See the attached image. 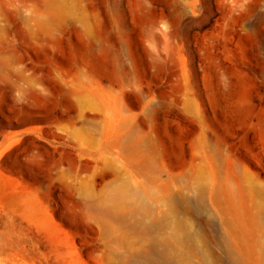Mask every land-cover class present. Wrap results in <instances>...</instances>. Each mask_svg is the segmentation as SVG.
Listing matches in <instances>:
<instances>
[{
  "label": "rangeland",
  "instance_id": "obj_1",
  "mask_svg": "<svg viewBox=\"0 0 264 264\" xmlns=\"http://www.w3.org/2000/svg\"><path fill=\"white\" fill-rule=\"evenodd\" d=\"M262 194L264 0H0V264L256 259Z\"/></svg>",
  "mask_w": 264,
  "mask_h": 264
},
{
  "label": "bare ground",
  "instance_id": "obj_2",
  "mask_svg": "<svg viewBox=\"0 0 264 264\" xmlns=\"http://www.w3.org/2000/svg\"><path fill=\"white\" fill-rule=\"evenodd\" d=\"M196 194L198 196L197 197L198 198L197 199L198 210L201 211L203 209V205H202L203 190H202V188L198 189ZM127 195H130L131 199L134 198L136 200H139L142 197L141 193L139 191H137L136 189H135V191L131 189L129 191L125 190V191L118 192L116 194L117 198L120 200H121V198H124V197L126 198ZM262 195H264V194H262ZM169 197H171V196H169ZM127 200H128V198H127ZM127 202H129V201H127ZM166 203L170 205L172 202L170 199H167ZM185 203H187V206L190 207V204H188V202L186 200H185ZM263 204L261 206L257 205V207L259 206L258 212H259L260 217L258 216L259 220L256 221V225L258 227L260 226L261 228L264 227V205ZM179 221H181V219ZM179 221L173 223V226H172L173 238L172 239L168 240L164 235H161V237L154 239L152 241L151 247L152 248L154 247V251H151L152 253L148 252L149 254H147V253L140 254V259H141L142 264H189L188 258L191 257L192 255H195L194 250L196 248H200L199 258H200V260H203L205 262V264H264V236H259L257 238V235H256L257 239H255L251 245L250 249L255 252V254H256L255 258L256 259L250 257L249 255L248 256H245V255L244 256H241V255H237V256L235 255L234 256V254H233V255L229 256V253H227V252L226 253L228 254V256H225V255H221L220 253L218 254V252L213 251L211 248H209V246L206 242V238L204 237V235L202 233L197 234L193 231L195 233L194 234L191 231L190 223H187V221H186L185 224H182ZM253 223H255V222H253ZM249 224H248V226H249ZM242 225L244 226V224H242ZM256 225H255V227H256ZM240 228H242V226ZM253 228H254V226H253ZM259 230H261V229L259 228L257 231H259ZM262 231H264V229ZM255 234H258V233H255ZM262 234H264V233H262ZM170 241H172V242H170ZM159 246H160V248L162 247L161 250L160 251H158L157 249L155 250V248H158ZM229 247H230V245H229ZM232 247H230V248H232ZM226 248H227V245H226ZM241 251H238V252H241ZM230 253L232 254V251ZM241 253H243V252H241ZM253 256H255V255H253Z\"/></svg>",
  "mask_w": 264,
  "mask_h": 264
}]
</instances>
